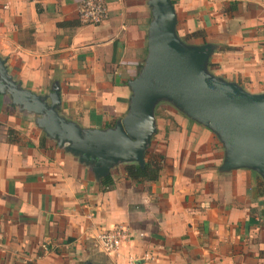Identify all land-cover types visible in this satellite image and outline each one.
I'll return each mask as SVG.
<instances>
[{
  "label": "crops",
  "instance_id": "0c3cea01",
  "mask_svg": "<svg viewBox=\"0 0 264 264\" xmlns=\"http://www.w3.org/2000/svg\"><path fill=\"white\" fill-rule=\"evenodd\" d=\"M81 1L0 0V57L35 93L57 83L67 118L107 127L127 111L150 9L147 0H104L107 17L86 24ZM172 1L181 37L197 32L194 41L218 46L214 74L264 91V0ZM166 112L149 147L166 157L159 178L136 182L122 164L104 188L0 94V264H264L261 178L243 168L219 172L217 137ZM120 225L130 241L104 250L98 235Z\"/></svg>",
  "mask_w": 264,
  "mask_h": 264
},
{
  "label": "water",
  "instance_id": "95a60500",
  "mask_svg": "<svg viewBox=\"0 0 264 264\" xmlns=\"http://www.w3.org/2000/svg\"><path fill=\"white\" fill-rule=\"evenodd\" d=\"M150 22L147 51L138 74L128 81L125 115L107 127H82L59 112L60 87L35 93L14 79L0 57V94L8 95L20 112L56 146L90 169L95 181L116 166L136 162L157 131L155 110L168 103L179 113L209 129L223 147L219 172L249 169L264 184V91L251 92L240 83L214 74L210 57L218 46L189 42L177 32L172 0H147Z\"/></svg>",
  "mask_w": 264,
  "mask_h": 264
},
{
  "label": "built area",
  "instance_id": "2783aa9c",
  "mask_svg": "<svg viewBox=\"0 0 264 264\" xmlns=\"http://www.w3.org/2000/svg\"><path fill=\"white\" fill-rule=\"evenodd\" d=\"M108 14L104 0H82L78 8V18L82 23L97 24L102 22ZM131 233L127 227L116 226L104 230L98 235L99 242L104 250L116 251L124 243H128Z\"/></svg>",
  "mask_w": 264,
  "mask_h": 264
},
{
  "label": "trees",
  "instance_id": "16d2710c",
  "mask_svg": "<svg viewBox=\"0 0 264 264\" xmlns=\"http://www.w3.org/2000/svg\"><path fill=\"white\" fill-rule=\"evenodd\" d=\"M196 37L199 38L203 36L199 35L197 32H193L182 38L188 41V39L190 38L195 39ZM202 42H206L205 39H203ZM156 110H155V114H157ZM44 138L45 135L42 136V141ZM144 157H145V162L143 166L138 165L136 162L124 163L123 166H124L125 174L128 178L136 182H154L159 178L160 170L162 168V165L166 157L162 153H152L149 150L146 151ZM99 182L105 188V187H109L113 181L110 175H108ZM260 186L263 187V183L261 180H260Z\"/></svg>",
  "mask_w": 264,
  "mask_h": 264
},
{
  "label": "rangeland",
  "instance_id": "374dc122",
  "mask_svg": "<svg viewBox=\"0 0 264 264\" xmlns=\"http://www.w3.org/2000/svg\"><path fill=\"white\" fill-rule=\"evenodd\" d=\"M195 39L194 38H190V39H188V41L189 42H197V43H199L198 41H194ZM167 108H169L171 111H175V108L174 107H172L171 105H169L168 103H165V102H162V103H160L158 106H157V110H156V112H157V119H161V117H164L165 115H166V109ZM149 150V149H148ZM150 152H152V153H158V152H154V151H152V150H149Z\"/></svg>",
  "mask_w": 264,
  "mask_h": 264
}]
</instances>
